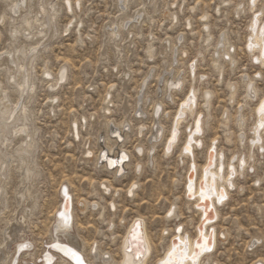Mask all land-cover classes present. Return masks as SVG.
I'll return each instance as SVG.
<instances>
[{"label": "rangeland", "instance_id": "obj_1", "mask_svg": "<svg viewBox=\"0 0 264 264\" xmlns=\"http://www.w3.org/2000/svg\"><path fill=\"white\" fill-rule=\"evenodd\" d=\"M76 1L71 0L72 4ZM80 1V12L74 9L71 15L64 12L61 7V0L55 1L57 6L61 7L54 25V28L59 30V35L49 40V32H47L46 39L44 38V41L48 38L44 43L45 50L38 53V58L34 63L36 93L30 107L34 115L32 126L37 130L38 149L35 156L39 176L33 183L31 193L37 197L38 206L36 205L33 216L30 218L28 227L25 228L26 231L24 230V232L27 234V240L33 243L36 256L42 254L43 251H48L49 229L52 226L53 214L58 210L61 203L59 187L61 188L62 184L68 186L69 183L71 185L69 190L76 199H85L89 203L99 201L104 204L99 197L92 198L89 195L91 180L98 182V176L102 175V171L96 172L94 170L95 157L92 162L87 163L85 155L82 153L85 151V145H87V149L96 153L100 148L96 145V142L99 141L100 149L108 150L106 144L102 141L103 135L99 131L100 123L102 124L105 121L102 108L108 106L111 110L110 115H107L108 119L112 120L115 125L125 120L128 122L123 124L124 132H127V137L122 146L123 149H129L128 151L133 153V147L141 145L145 152L147 145L155 141L152 133H155L156 127L161 129L160 142L155 145L154 152H150V160H146L145 156L141 158L143 169L137 180L139 181V188L136 191L137 197L127 200L122 195L120 199H117L120 208L117 209L118 211H116L113 219L112 216L106 213H104L103 219H99L95 214L92 216L93 213H89V210L84 215H80L75 211L77 223L80 226L78 234L87 245L93 240H102L103 250L118 258V244L124 233V228L128 224L127 222L139 216L144 217L147 232L154 248V255L151 259L152 264V261L162 257V248L168 241L167 238L163 242L160 240L161 233L172 231L175 223L178 224L179 221H182L180 218L165 220V213L172 203L177 205L178 216L181 214L183 218H187L182 221L185 231L193 234V226L197 221L195 210L189 207L184 198L187 162L182 163L180 158L177 159V152L183 145L184 137L179 136L181 139L179 138L177 144H175L176 150L173 149L168 157L162 155L163 140L168 134L171 123L169 120L172 119L178 102L187 93L186 69L196 61L195 54L197 51L203 55V61L199 63L196 61L195 63L196 75H199V77L203 75L202 78H204V83L201 86L199 85V88L204 89L205 87L213 93L208 126L200 138L205 147L212 139L218 138V146L227 156L234 153L237 155L238 151H242V159L246 156L247 152L245 151L247 150L244 145L247 144V141L245 139V142H243V149H238L237 140L235 139L237 129L232 117L235 116V112L243 100L241 76L253 77L255 72L259 71L262 78L256 81L255 86H257L256 88L261 95L264 93V69L255 64L250 57L243 54V45L252 13L247 9L248 0H151L149 3L145 0H132L125 7V10L124 0ZM9 4H11V0H0V13L3 10H8ZM138 8H141V11ZM191 8H194V10H191ZM240 9L243 12L239 11ZM142 11H144L143 14ZM238 11L241 13L236 14ZM253 11L261 13L260 20L264 26V0H257ZM138 12L141 15L139 17H143V20L141 19L136 24L135 19H137V16L135 18V14L137 15ZM203 15L207 17L206 21H203ZM173 17L177 18L176 23L173 22ZM74 19L75 23H73L69 34H61L69 21L74 22ZM77 22L82 23L80 29L81 39H78L77 30L74 31ZM123 22L125 27L127 25L131 26L127 27V31H120L119 37L110 39L108 30L114 24L120 26ZM188 22L191 24L190 28L186 26ZM10 23L11 15L7 14L5 23L2 26L0 25V54L6 49L8 43L7 31ZM203 23L208 25V33L211 37V47L207 51L203 50L205 44V31L201 27ZM128 33L129 35H127ZM181 34L185 36V42L181 41L182 45L179 48L184 50L187 55L182 56L183 61L175 57L176 60L173 62L171 53H168L167 56L164 54V40L170 37V41H175L173 38H177ZM222 34H225L228 43L233 46L231 52H234L233 56H235L237 64L233 68L223 64L220 72L222 74L219 77V72L211 68L209 54L213 49L212 45ZM29 38L31 37H26L21 33L17 44L29 45L36 41L35 38L27 40ZM150 40L152 41L150 42ZM149 42L152 43L154 51V57L150 60L147 59L145 52ZM164 58H166V62H164ZM43 62L49 63V69L52 71L53 77L60 66L66 63L68 65V79L54 94L57 99L54 103L47 101L50 95L46 90V83L39 78ZM172 63L177 67L181 66L179 67V69L181 68L179 73L182 74L183 78H186L183 91L175 97L173 103H164L163 113H160L158 118L154 117L151 120V102L157 97L159 100L163 99L161 92L163 85L159 82L158 77L163 74L164 68L167 69L168 64ZM145 79H148L149 83H147V88L143 90L141 83ZM231 85H235L236 91H233L234 93L229 91ZM0 86L3 90L7 89L11 100L15 99V94L11 91V88L14 87L6 82L2 70L0 71ZM146 96L148 101L144 100ZM231 96H233V100H229ZM137 97H142L140 108H136ZM105 99L110 104L105 105ZM200 102L199 99L198 103ZM254 105L255 103L248 104L243 108L242 113L247 119H245V127L252 122ZM135 108L136 114L134 115ZM199 109H201V112L203 111L202 107H199L197 111ZM225 113H227L229 120L226 127L222 124ZM142 114H145V117ZM166 115L168 118L165 120L163 117ZM81 117L86 119L87 124L79 127L80 139L79 142H75L70 137L69 127L74 119L79 124ZM140 122L146 125L144 127L145 133L143 137L137 139L135 130ZM115 125H111L113 130L117 128ZM152 125L154 131L150 132ZM184 126L185 124L181 129ZM83 127H86L85 130ZM247 133L246 136L249 137L250 134ZM223 135H230V144H225ZM98 136L99 139L96 141ZM120 144L122 145V142ZM185 146L187 145L185 144ZM204 146L201 151H197L196 162L199 165L204 161ZM130 160V163H132L126 171L127 175L119 177L121 181L116 183L118 188H123L134 176L132 173L133 163L139 160L133 159L132 155ZM246 172L241 177H234V187L229 194V198L226 199L223 206L219 207L220 214L216 228L219 233L224 234V239L220 240L217 237L220 243L217 244L215 252L210 256L208 264H251L258 258H264V153L263 157L259 156V162L254 169ZM9 174L5 186L6 201L0 211V244L2 243V234L5 227L15 219V214H17L15 191L18 190L20 183L14 170L11 169ZM259 181L262 183L259 184ZM259 185L262 186L258 188ZM95 188H97L96 185ZM106 199L109 201L110 198L106 197ZM155 217H158V219H154ZM189 218L193 222L192 227L185 224ZM110 219L114 223L112 230H114L116 236L113 243L110 242L107 236L106 225ZM121 219L125 220L124 226H122V222H119ZM12 225L15 226L14 222H12ZM94 231H101L102 234L98 239ZM256 239L263 241V245L258 248L253 247ZM40 261L41 258H38L36 264H42V261Z\"/></svg>", "mask_w": 264, "mask_h": 264}, {"label": "bare ground", "instance_id": "obj_2", "mask_svg": "<svg viewBox=\"0 0 264 264\" xmlns=\"http://www.w3.org/2000/svg\"><path fill=\"white\" fill-rule=\"evenodd\" d=\"M55 1L56 0H11L8 10L6 9L7 12L3 10L0 13L1 26L5 23L7 14L11 15V23L7 31L8 43L6 44V49L0 54V71H3L6 82L14 87L11 88V91L15 94V99L11 100L7 89L3 90L0 86V211L6 201L7 193L5 186L11 169L17 173L20 183L18 190L15 191L17 206V214H15L16 217L7 224L2 234V243L0 244V264H36L38 258H41L42 264H76L73 253H75L76 256H79L84 261V264H151V259L154 255V248L152 246L151 238L147 232V224L144 217L139 216L127 222L128 224L124 228V233L118 244V258L110 255V252L103 250L102 240H93L87 245L78 234V228L80 226L77 223V214L75 216V211L80 215H84L85 212L89 210V213H93L92 216L95 214L99 219H103L105 215L104 213H106L112 216L113 219L116 211H118L117 209L120 208L118 202L116 201L117 199H120L122 195H124L127 200H132L137 197L136 191L139 188V181L137 180L143 169L141 158L145 156L146 160H150V152L153 151L155 149V145L160 142L159 137L161 135V129L156 127L155 133H152L155 141H153V143L149 142L150 144L147 145L145 152L141 145L134 146L132 149L133 153L129 152V149H123V142L127 137V132H124L125 129L123 124L128 122L125 120L120 124L115 125L112 120L108 119L107 115H110L111 111L108 106L102 108L105 121L102 124L100 123L99 131L101 135H103L102 141L106 144L114 160H107L109 156L106 153L107 149H100V141L98 143L96 142L97 147H100L96 153L87 149V145H85V151L82 153L85 155L87 163L92 162L95 157L96 159L94 158L95 162L93 165L94 170L96 172L102 171V175L98 176V182L96 180H91V192L89 195L92 198L99 197L104 204L99 201L89 203L85 199H76L73 196V193L69 190V186L71 185L69 183L68 186L62 184V186L60 185L61 188L59 187L61 203L58 210L53 214L52 226L49 229L48 251H43L42 254H40L41 257L40 255L36 256V250L33 247V243L26 238L27 234L24 230L28 227L29 220L33 216L36 205L38 204L36 200L37 197L31 193L33 183L39 176L35 156L38 149L36 141L37 130L32 126L34 115L30 107L36 93L33 71L35 69L34 63L38 58V53L45 50L46 46L44 43L48 40V38L45 41L44 38L46 37L47 32H49V40L59 35V30L54 28V25L60 12V8L62 7L67 15H71L74 9L79 11L81 6L80 0H77L76 3L74 2L73 4L71 0H61V7L57 6ZM130 1L132 0H124V10ZM150 1L151 0H145L147 3ZM256 2L257 0H248L247 3V9L250 10L252 16L250 17L248 23V33L245 37L243 45V54L250 57L255 64L264 69V26L260 20L261 13L258 11L255 13L253 11L255 9ZM191 10H194V8H191ZM239 11H241V9ZM239 11L236 14L243 12ZM139 12L137 15L135 14V18L137 16V19H135L136 24H138L141 19L143 20V17H139L141 16L139 15ZM143 12L144 11H142V14ZM202 17L203 21L207 20V17L204 15ZM176 19V17H173V22H175ZM73 23H75V19L74 22L69 21L64 30L61 31V34H69L71 28L73 27ZM206 23L201 25L203 28L202 30L205 31L204 51H207L208 48L211 47V37L208 33V25ZM124 24V22L120 26L117 24H111L113 26L110 30H108V37L110 39L117 38L120 36V31H127V27H130L131 25H127V27H125ZM172 24L174 25V23ZM186 26L190 28V22H188ZM81 27V22H77L74 27V31L77 30L78 39H81ZM21 33L26 37L35 38L36 41L34 43H30L29 45L17 44ZM225 34L219 36L218 39L216 38L217 41H215L212 45L213 49H211L212 51L210 50L211 54H209L211 58V68L219 72V77L222 74L220 72L223 68V64L227 65L229 68H233L237 64L236 58L233 56L234 52H231L233 46L228 43ZM127 35H129V33ZM31 38L27 40H30ZM169 38L164 40L165 56H167L168 53H171V55H173V62L176 60L174 59L175 57H178V59L180 58L183 61L182 56H185L186 52L181 50L179 47L182 45L180 42L184 41L185 36L181 34L177 38H173L175 39V41L172 40L174 42L170 41ZM151 41L152 40H150V42ZM150 42L147 44L145 51L148 60L154 57L152 43ZM195 57L198 63L203 61V55L201 52L197 51ZM165 59L166 58H164V60ZM196 61L192 63L193 65L188 66L186 69V77L188 79L187 93L178 102L175 113H172L173 116L171 115L172 119L169 120L171 123L167 132L168 134L165 136V140H163L162 155L164 157H168L172 153L173 149H175V144H177L180 138L179 136L182 135L184 137L183 145L181 148L179 147L180 149L177 152V159L180 158L182 163L187 162L184 198L189 207L195 210L194 212L197 217V221L193 226V222L189 218L188 222L185 224L189 227L193 226V234H190L191 232L188 233L189 231H185L183 229L182 221L187 218H183L181 214L178 216L177 205L172 203L165 213V220H175L180 218L182 221H179L178 224L175 223L172 231H165L161 233L160 240L163 242L167 238L168 241L162 248V257L152 261V264H164L165 260H169L174 264H193V255L196 244L202 246L198 250L199 255L195 256L197 264H208L210 256L213 252H215L217 244L220 243V241L217 240V237L220 240H222V238L224 239V234L222 232L219 233L216 228L217 222L219 221V207L223 206L226 199L229 198V194L234 187V177H241L244 175L245 171L248 172L250 169H254L255 165L259 162V156L263 157L264 153V93L261 95L259 90L256 88L257 86H255L256 81H259V79L262 78L260 72H255V76L253 77H240V83L243 86V100L241 105L238 106L235 116L232 118L235 128L237 129L235 139L237 140L236 145H238V149H243V142H245V139L247 141V144L244 145L247 150L245 152L247 153L245 154L246 156H244V159H242V151H238L237 155H235L236 153L234 152V154H231L230 156L224 154L222 149L218 146V138L212 139L206 147L200 138L208 126L213 93L208 89H205V87L204 89L199 88V85L201 86V84L204 83V78H202L203 75L199 77V75H196L195 73ZM164 62H166V60ZM179 67H177V65H173V63L168 64L169 70L168 68H164V71H162L163 74L161 76L158 75L159 82L163 85L161 87L163 99L159 100L157 97L153 102H151V120L154 117L158 118L159 114L163 113L162 108L164 103H173V101H175V97L183 91L186 78H183L182 74L179 73V70H181ZM39 76L40 80L46 83V90L50 95L47 101H49V103H54L55 100H57L54 94L68 79V65L66 63L60 66L53 77L52 71L49 69V63L43 62ZM147 80L148 79H145V81L143 80V83H141L143 90L148 86L147 83L149 82ZM235 89V85H231L229 87V91H231V93H234L233 91H236ZM199 99L201 100L200 103H198ZM144 100L148 101L147 96ZM229 100H233V96L229 97ZM104 102L105 105L110 104V102L106 99ZM141 102L142 97H137V101L135 102L136 108L141 107ZM254 103L255 105L252 109V122L245 127L246 117L242 113L243 108H245L248 104ZM199 107H202V112L201 109L197 111ZM136 108L134 115L136 114ZM164 112L166 113L165 110ZM142 115L144 116L145 114ZM163 118L166 120L168 117L166 115ZM228 121L227 113H225V117H223L222 122L224 127L227 126L226 124ZM86 124L87 122L84 117H81V122L79 121V124L77 123V120L74 119V122L69 127V132L71 134L70 137H72L73 141L77 142L80 139L79 127L82 125L85 126ZM112 124H114L115 127L117 126L116 129L114 128V131L116 132L114 137L111 135L113 133V127H111ZM184 124L185 126L181 129ZM153 125L151 130H149L150 132L153 130ZM138 126L135 130L136 136L138 137H136L137 139L143 137L145 133L144 127H146V125L140 122ZM85 128L86 127H83L84 130ZM247 132L250 134L249 137H247L248 135L246 136ZM223 137L225 139V144H230V135H223ZM98 139L99 136L96 141ZM118 140L122 142V145L120 144L121 142H118ZM87 143H89V141H87ZM185 144L188 146L187 148L186 146L184 147ZM236 145L235 147H237ZM203 146L205 147L204 161L201 165H199L198 162H196V155H198L197 151H201ZM102 150H105V154L101 157L100 164L98 162L99 153ZM130 154L133 159L136 158L139 160H136L135 163H133L132 173L134 176L133 178L131 177L132 179L130 181L128 180L129 182L123 188H118L116 183L121 181L119 177L125 175L127 169L131 166L132 162L130 163ZM125 160L127 161L125 162ZM117 173H121L122 175L117 177ZM189 177L191 179H189ZM189 180L191 181V184L189 183ZM260 182L261 181H259V184ZM189 184L191 185L190 198L187 196L190 189V187L188 189ZM205 184V195L207 198L204 200L205 197L202 196L201 191L202 185ZM95 185L97 188H95ZM261 186L259 185L258 188ZM221 193H223L224 196V199L222 200ZM106 197L110 198L109 201H107ZM202 207H205L206 209L210 208L211 210L207 214L208 222L206 221L202 228H200L199 225L204 217L203 210L201 209ZM154 219H158V217H155ZM12 222H14L15 226L12 225ZM119 222L123 223L122 226L125 225L124 219H121ZM106 228L108 234L107 236L109 237L110 242L113 243L116 236L115 232H113L114 230H112L114 228V223L111 219L108 221ZM200 232L202 233V243L200 241ZM94 233L97 236V239L102 234L101 231H94ZM262 245L263 241H259V239H256L253 243V247L256 246L257 248ZM207 248H209L208 251ZM181 252L185 254V256H183ZM251 264H264V258H258Z\"/></svg>", "mask_w": 264, "mask_h": 264}, {"label": "water", "instance_id": "obj_3", "mask_svg": "<svg viewBox=\"0 0 264 264\" xmlns=\"http://www.w3.org/2000/svg\"><path fill=\"white\" fill-rule=\"evenodd\" d=\"M188 146H186V148H187ZM189 179H191L190 177H189ZM190 181V180H189ZM190 184H191V181L189 182ZM190 184H189V186H188V189H189V187H190ZM187 196L190 198V189H189V192H188V194H187ZM206 198H204V200H205ZM200 208V207H199ZM202 210H203V213H204V217H203V219L201 220V224L199 225V227L200 228H202V226L206 223V221L208 222V218H207V214L209 213V211L211 210L210 208H205V207H202L201 208ZM200 234H201V232H200ZM222 238V237H221ZM202 238H201V236H200V241H201V243H202ZM206 241V240H205ZM196 245H198V244H196ZM195 245V252H194V255H193V257H195V256H197V253H198V250L202 247V246H200V247H197ZM209 250V248H207V251ZM181 254L183 255V256H185V254H183L182 252H181ZM164 264H174V263H172V262H170L169 260H165V262H164Z\"/></svg>", "mask_w": 264, "mask_h": 264}, {"label": "snow or ice", "instance_id": "obj_4", "mask_svg": "<svg viewBox=\"0 0 264 264\" xmlns=\"http://www.w3.org/2000/svg\"><path fill=\"white\" fill-rule=\"evenodd\" d=\"M174 135H175V133H174ZM205 193H206V184L205 185H202L201 194H202V196H204L205 198H207L206 195H205ZM190 195H191V185H190ZM222 199H224L223 193H221V200ZM201 237H202V233H201ZM197 247H200V245L198 244ZM198 255L199 254L197 253V256ZM73 256L75 257L76 264H84V261L79 256H76L75 253H73ZM193 264H197L196 257L193 258Z\"/></svg>", "mask_w": 264, "mask_h": 264}, {"label": "built area", "instance_id": "obj_5", "mask_svg": "<svg viewBox=\"0 0 264 264\" xmlns=\"http://www.w3.org/2000/svg\"><path fill=\"white\" fill-rule=\"evenodd\" d=\"M112 135V137H114V135H116V132L113 130V133L111 134ZM116 138V137H115ZM118 142L120 143L121 141H119L118 140ZM106 153L109 155L108 156V158H107V160L108 159H111V160H114L113 159V157L111 156V153L109 152V150H106ZM105 154V150H102L100 153H99V163L101 164V157L103 156ZM118 171H120V170H118ZM119 173V172H118ZM117 173V177H119L120 175H122V174H118Z\"/></svg>", "mask_w": 264, "mask_h": 264}]
</instances>
